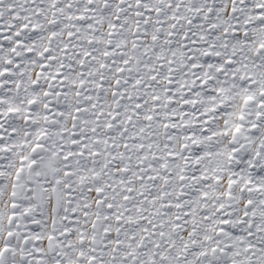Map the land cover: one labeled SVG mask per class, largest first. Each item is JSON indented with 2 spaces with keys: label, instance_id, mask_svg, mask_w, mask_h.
Returning a JSON list of instances; mask_svg holds the SVG:
<instances>
[{
  "label": "snow or ice",
  "instance_id": "snow-or-ice-1",
  "mask_svg": "<svg viewBox=\"0 0 264 264\" xmlns=\"http://www.w3.org/2000/svg\"><path fill=\"white\" fill-rule=\"evenodd\" d=\"M0 264H264V0H0Z\"/></svg>",
  "mask_w": 264,
  "mask_h": 264
}]
</instances>
